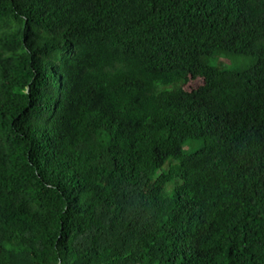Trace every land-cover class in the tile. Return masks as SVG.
<instances>
[{
  "label": "trees",
  "instance_id": "1",
  "mask_svg": "<svg viewBox=\"0 0 264 264\" xmlns=\"http://www.w3.org/2000/svg\"><path fill=\"white\" fill-rule=\"evenodd\" d=\"M0 264H264V0H0Z\"/></svg>",
  "mask_w": 264,
  "mask_h": 264
},
{
  "label": "rangeland",
  "instance_id": "2",
  "mask_svg": "<svg viewBox=\"0 0 264 264\" xmlns=\"http://www.w3.org/2000/svg\"><path fill=\"white\" fill-rule=\"evenodd\" d=\"M238 61H239V63H240V70H243V69H245L247 66H249L247 61L240 60V59H239Z\"/></svg>",
  "mask_w": 264,
  "mask_h": 264
}]
</instances>
